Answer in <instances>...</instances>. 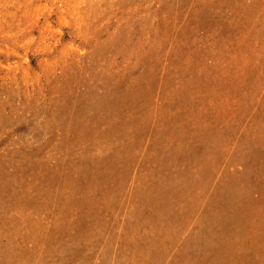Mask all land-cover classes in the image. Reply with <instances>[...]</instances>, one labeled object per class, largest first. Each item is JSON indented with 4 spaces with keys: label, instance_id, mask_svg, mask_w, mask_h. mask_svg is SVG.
<instances>
[{
    "label": "rangeland",
    "instance_id": "obj_1",
    "mask_svg": "<svg viewBox=\"0 0 264 264\" xmlns=\"http://www.w3.org/2000/svg\"><path fill=\"white\" fill-rule=\"evenodd\" d=\"M0 264H264V0H0Z\"/></svg>",
    "mask_w": 264,
    "mask_h": 264
}]
</instances>
